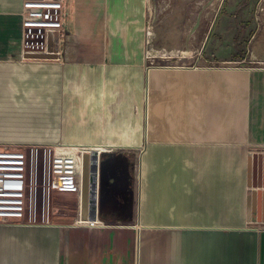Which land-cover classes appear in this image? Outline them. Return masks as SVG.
Masks as SVG:
<instances>
[{"label":"crops","instance_id":"obj_1","mask_svg":"<svg viewBox=\"0 0 264 264\" xmlns=\"http://www.w3.org/2000/svg\"><path fill=\"white\" fill-rule=\"evenodd\" d=\"M6 1L0 145L140 150L142 163L134 221L0 223V264H264V68L150 65L145 0H66L60 59L23 60V0Z\"/></svg>","mask_w":264,"mask_h":264},{"label":"rangeland","instance_id":"obj_2","mask_svg":"<svg viewBox=\"0 0 264 264\" xmlns=\"http://www.w3.org/2000/svg\"><path fill=\"white\" fill-rule=\"evenodd\" d=\"M96 2L101 0H80V7L84 10L94 4L95 8ZM6 3L9 12L18 7V0H7ZM143 13L138 32L151 60L150 65L264 68V0H145ZM76 25L72 18L71 28ZM77 145L79 143L64 142L59 147L76 153L80 151L75 148ZM22 151L27 155L28 168L27 204L21 221L47 223L51 220L91 229L103 227L80 224L83 218L77 207L76 192L51 189L50 152L54 150L34 147ZM103 154L106 156L101 155V162H104L101 183L108 196L103 208H99V217L102 215L107 221H115L127 220L133 215L134 221L141 151L133 150L132 155L128 150L114 149ZM85 198L88 207V191ZM131 209L132 213L128 211Z\"/></svg>","mask_w":264,"mask_h":264},{"label":"built area","instance_id":"obj_3","mask_svg":"<svg viewBox=\"0 0 264 264\" xmlns=\"http://www.w3.org/2000/svg\"><path fill=\"white\" fill-rule=\"evenodd\" d=\"M64 0H23L21 11V57L23 60H33L27 56H47L45 60L60 59V48L70 44V36L66 33L63 21ZM57 45V49H55ZM34 148L20 145H0V223L9 224L21 221L27 201V155L22 149ZM37 148V147H36ZM19 149V150H16ZM54 150L51 169L49 171L50 187L54 191L76 192L83 221H98L104 226L105 221L99 217L100 204V162L97 164L96 219L91 220L90 208V176L92 154L66 153V148H47ZM86 191L89 193V203L86 206ZM88 208V209H87ZM86 216L87 219H84ZM94 226V225H90Z\"/></svg>","mask_w":264,"mask_h":264},{"label":"bare ground","instance_id":"obj_4","mask_svg":"<svg viewBox=\"0 0 264 264\" xmlns=\"http://www.w3.org/2000/svg\"><path fill=\"white\" fill-rule=\"evenodd\" d=\"M66 153L70 154H76V153H81V152H87L92 154L91 158V165H90V170H91V176H90V208L89 211H91L92 214L96 213V191H97V164H98V155L101 153H105L106 151L100 148H92V149H83L80 150L79 152L76 153H71L65 149ZM96 156H95V155ZM101 178H102V172H100V181H99V192H100V205L104 203L105 199L107 198L105 190L103 191L102 183H101ZM104 193V194H103ZM88 195V194H87ZM80 224L82 225H101L102 222L100 220L98 221H80Z\"/></svg>","mask_w":264,"mask_h":264},{"label":"water","instance_id":"obj_5","mask_svg":"<svg viewBox=\"0 0 264 264\" xmlns=\"http://www.w3.org/2000/svg\"><path fill=\"white\" fill-rule=\"evenodd\" d=\"M55 49H57V45H55ZM28 58L30 59H42V58H48L47 56H27ZM95 155V154H94ZM87 156H89V153H86L85 157L87 158ZM96 156V155H95ZM103 156H106V154H103ZM99 158V157H98ZM259 158H264V154H262V156L260 155ZM256 159H257V156H256V153L255 154H252V156L250 157V168L252 170L253 166H255V162H256ZM104 162H100V172H101V168L103 166ZM253 185V184H252ZM254 187H258L257 185H253ZM260 187H264V184L263 185H260ZM99 208H103V206H101L99 204ZM129 212H131L130 210H128ZM102 212V210H101ZM84 219H87L86 216H83ZM89 219L91 220H95L96 219V213L94 214H91V216L89 217Z\"/></svg>","mask_w":264,"mask_h":264},{"label":"trees","instance_id":"obj_6","mask_svg":"<svg viewBox=\"0 0 264 264\" xmlns=\"http://www.w3.org/2000/svg\"><path fill=\"white\" fill-rule=\"evenodd\" d=\"M100 218L103 220V221H105L106 219L102 216V215H100Z\"/></svg>","mask_w":264,"mask_h":264}]
</instances>
